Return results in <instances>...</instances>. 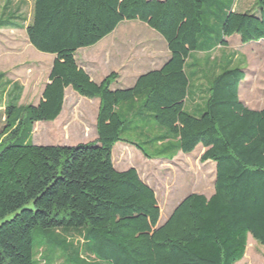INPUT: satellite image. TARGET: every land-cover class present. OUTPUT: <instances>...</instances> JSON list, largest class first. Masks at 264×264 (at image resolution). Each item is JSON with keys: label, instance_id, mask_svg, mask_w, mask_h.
Masks as SVG:
<instances>
[{"label": "trees", "instance_id": "16d2710c", "mask_svg": "<svg viewBox=\"0 0 264 264\" xmlns=\"http://www.w3.org/2000/svg\"><path fill=\"white\" fill-rule=\"evenodd\" d=\"M32 1V19L23 27L21 7L11 11L7 0L0 29L25 28L31 46L55 59L37 105L20 104L24 88L11 81L1 101L6 105L0 106V264H39L37 229L56 236L86 230L89 258L57 249L71 264L75 256L81 264H237L245 258L250 235L264 245V109H250L240 100L245 61L236 64L230 52L207 88L203 110L194 114L185 108L191 53L227 51V39L236 35L243 43L264 40V0H255L254 13L220 0ZM205 9L213 16L209 23ZM125 21L157 32L170 59L133 87L113 90L117 73L97 84L79 67L76 54ZM3 78L0 73V83ZM67 88L99 99L97 139L75 146L34 144L35 124L61 116ZM140 100L142 112L166 130L157 145L167 146L155 156L121 139L134 119L123 118L119 108ZM119 142L150 160L169 161L202 146L201 163H216L214 194H190L160 224L154 189L135 168L116 170L113 149Z\"/></svg>", "mask_w": 264, "mask_h": 264}, {"label": "rangeland", "instance_id": "374dc122", "mask_svg": "<svg viewBox=\"0 0 264 264\" xmlns=\"http://www.w3.org/2000/svg\"><path fill=\"white\" fill-rule=\"evenodd\" d=\"M10 1L12 3L11 11L21 7V15L26 19V22H21V25L23 27L27 26L32 19L33 1ZM231 2L235 4V10L238 12L251 11L254 13L258 11L254 3L255 0H220V3L226 6H229ZM6 3L7 0H0V18L4 17ZM220 3V9L223 10L224 7ZM213 10L214 8L209 11L213 12ZM217 10L218 8L215 11ZM209 11L204 10L206 23H209L213 17ZM146 33L154 35L155 38L160 37L163 40L157 32L146 24L139 21H125L101 44L95 46V48H84L82 51L92 52L104 46L119 48L120 42L126 41V39L130 40V45L133 47L139 46L141 48L146 44L141 43L143 39L138 41L137 35H146ZM228 45L227 51L236 55V64L241 65L245 61L243 67H245L246 79L241 84L240 100L243 103L247 100L248 103L245 105L250 109H261L264 107V40L243 43L240 36L236 35L230 38ZM82 51L78 52L79 55ZM54 59L53 55L39 52L31 46L25 28L0 29V73L4 74V78L0 83V85H3L0 89V102L5 97L7 81H11L19 83L24 88L20 104L37 105L44 85L48 81ZM253 88L256 97L255 103L253 102L254 97L250 95V90H253ZM68 91L73 90L69 89ZM244 95L247 96L245 100ZM79 97L81 100L75 101L68 92L63 112L55 122H38L35 124L32 137L34 144L38 146H75L97 139L98 102L96 99ZM141 104L142 100L139 103L133 102L136 109ZM5 105V100L0 103V106ZM126 105L127 103L122 104L119 110L121 109L120 113L123 118L129 119L131 112ZM203 107H205V104ZM136 126H138V129L133 130L132 128ZM156 126L157 124L151 120V116L148 119L137 116L122 131L121 139L139 145L149 155L155 156L161 148L160 145H157V141L167 136L161 130H158ZM141 130L147 135H140ZM122 145H126V143L119 142L114 147L113 163L116 157L118 163L126 164L127 167L125 168L136 167L141 179L147 185L153 187L162 211L160 224L165 222L166 216L171 214L172 208L181 202L183 198L192 193L206 196L214 193L216 163L211 161L201 163V156H198L201 146L191 154H182L176 160L169 161L164 159L150 160L145 156L141 160L130 153L121 156L118 148ZM13 217L14 215H11L7 220ZM85 231L79 229L62 230L60 231L61 235L56 236L42 229H37L34 233V245L38 260H40L39 264H71L63 253L57 250L59 247L69 249L71 252L75 251V253L80 251V257L89 258L90 255L83 245ZM65 239L70 244L65 245L63 243ZM73 263L81 264L77 256L74 257ZM237 264H264V245L250 235L245 258Z\"/></svg>", "mask_w": 264, "mask_h": 264}, {"label": "crops", "instance_id": "0c3cea01", "mask_svg": "<svg viewBox=\"0 0 264 264\" xmlns=\"http://www.w3.org/2000/svg\"><path fill=\"white\" fill-rule=\"evenodd\" d=\"M144 32L146 31L144 30ZM137 38L138 41L143 39L141 43L146 44V46L141 48L139 46L133 47L132 45H130V40L126 39V41L120 42L119 48L117 47L108 48L107 46H104L100 49L97 48L92 52L82 51L84 49L83 48L79 50L82 51L80 55L78 53L79 51L76 54L77 63L79 67L84 69L85 72L91 77L92 81H94L97 84L101 83L111 73H117L119 75V78L113 84L112 89L116 90V89L131 88L135 85L136 81L141 76L145 75L150 71L161 69L170 59V52L168 50L167 44L164 39L162 40L160 37L155 38L154 35H149L147 33L146 35L138 34ZM102 42L103 40L99 42L96 46H98ZM227 42L229 44L230 38L227 39ZM227 52L228 51H226V49L224 50L223 48H219L217 51L213 53H209V52L191 53L186 63V70H185L190 80L189 95L188 98L185 100L186 110L194 114H199L203 110L204 108L203 106L207 100V88L209 87L213 77L218 73L219 68L222 65V62L229 54V52L228 53ZM48 83H49V77H48V81L46 82L42 90L40 100L42 98L43 91ZM254 88L253 90L252 89L250 90L251 91L250 95L254 97L253 102L255 103L256 97L254 94L255 93ZM69 89L73 90L72 88H67L65 90V101L67 99L68 92H70V97L72 99H74L75 101H80L81 100V98L79 97L80 95L77 94L74 90L68 91ZM240 94H241V86H240L239 95ZM246 97L247 96L244 95V100ZM96 100L98 102V108H99V104H100L99 99ZM136 103H139V101ZM247 103H248L247 100H245L244 104ZM126 106L128 110L131 112L129 116L130 119H136L135 117L136 113H142V116H140L141 118H147V119L150 118L149 115L144 114L142 112L141 105L136 109L134 108L133 102H129L127 103ZM262 109H264V107H262L261 109H253V110H262ZM119 111L121 112V109ZM136 127L138 128V126ZM156 128L158 130H161L162 133L166 134V131H164L161 127L156 126ZM139 134L142 136L147 135L143 130H141ZM159 145L161 148H163L165 145L167 146L166 143ZM118 149L120 150L121 156L123 154L127 155L128 153H130L135 158L138 159L140 158L141 160H143L142 158H144L143 153L133 145H129V144L122 145ZM205 151L206 149L201 146L198 156H202ZM182 154H183L182 152L178 153L173 160H176ZM114 166L118 171L128 170L127 168H125L127 167L125 163L124 164L118 163V161H116V157L114 160ZM131 168H135L137 170L136 167H131ZM148 186L153 188L149 184ZM212 195L207 197H211ZM178 204H176L174 208H172L171 214L178 206ZM171 214L166 216L165 222L168 220Z\"/></svg>", "mask_w": 264, "mask_h": 264}]
</instances>
